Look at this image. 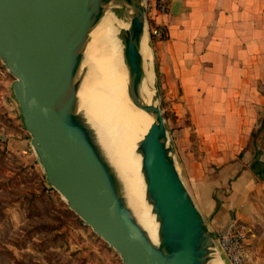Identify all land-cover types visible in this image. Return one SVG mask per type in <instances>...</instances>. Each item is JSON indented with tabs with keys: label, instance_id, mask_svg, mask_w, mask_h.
I'll list each match as a JSON object with an SVG mask.
<instances>
[{
	"label": "water",
	"instance_id": "obj_1",
	"mask_svg": "<svg viewBox=\"0 0 264 264\" xmlns=\"http://www.w3.org/2000/svg\"><path fill=\"white\" fill-rule=\"evenodd\" d=\"M146 7L147 0H0V58L47 181L125 264H212L222 248L179 170L158 71L143 51L152 40ZM107 21L121 48L127 99L150 118L137 153L156 241L129 205L81 99L89 41Z\"/></svg>",
	"mask_w": 264,
	"mask_h": 264
},
{
	"label": "rangeland",
	"instance_id": "obj_2",
	"mask_svg": "<svg viewBox=\"0 0 264 264\" xmlns=\"http://www.w3.org/2000/svg\"><path fill=\"white\" fill-rule=\"evenodd\" d=\"M156 43L152 39L150 46L158 71L162 110L179 170L200 204L197 190L208 174L221 177L224 167L233 162L246 165L248 152L264 151V141L258 140L264 123V102L259 105L257 124L247 145L237 137L232 143L228 139L203 138L202 122H194L179 83L169 81L159 68ZM0 66V264H125L47 181L15 102L13 75L1 58ZM258 86L264 94V84L259 81ZM232 126L228 125L230 129ZM226 188H222L225 193ZM244 196L246 218L240 221L250 229V264H264V180L255 176ZM206 218L210 223L211 219ZM211 229L220 246L217 229ZM220 254L225 264H231L222 249Z\"/></svg>",
	"mask_w": 264,
	"mask_h": 264
},
{
	"label": "crops",
	"instance_id": "obj_3",
	"mask_svg": "<svg viewBox=\"0 0 264 264\" xmlns=\"http://www.w3.org/2000/svg\"><path fill=\"white\" fill-rule=\"evenodd\" d=\"M156 19L167 31L155 45L159 68L179 83L194 122H202V137H237L247 145L264 102L258 86L264 84V0H169ZM247 154L246 165L233 162L198 187L199 206L216 229L246 218L244 193L255 176L264 180L254 168H264V151Z\"/></svg>",
	"mask_w": 264,
	"mask_h": 264
},
{
	"label": "bare ground",
	"instance_id": "obj_4",
	"mask_svg": "<svg viewBox=\"0 0 264 264\" xmlns=\"http://www.w3.org/2000/svg\"><path fill=\"white\" fill-rule=\"evenodd\" d=\"M143 51L146 57H152L146 42ZM86 66L81 93L86 113L122 178L129 205L156 241L158 222L147 198L141 156L137 153L138 142L148 128L150 118L127 99V74L119 41L110 22H104L93 32L87 48ZM212 264L225 262L216 254Z\"/></svg>",
	"mask_w": 264,
	"mask_h": 264
},
{
	"label": "built area",
	"instance_id": "obj_5",
	"mask_svg": "<svg viewBox=\"0 0 264 264\" xmlns=\"http://www.w3.org/2000/svg\"><path fill=\"white\" fill-rule=\"evenodd\" d=\"M147 19L151 39H164L167 36L165 27L157 22V15L165 13L169 7V0H154L147 6ZM154 22V23H153ZM249 228L239 219H233L226 229H217L221 248L229 258L231 264H250L251 252L247 246Z\"/></svg>",
	"mask_w": 264,
	"mask_h": 264
},
{
	"label": "trees",
	"instance_id": "obj_6",
	"mask_svg": "<svg viewBox=\"0 0 264 264\" xmlns=\"http://www.w3.org/2000/svg\"><path fill=\"white\" fill-rule=\"evenodd\" d=\"M154 23V22H153ZM22 117V116H21ZM25 127V126H24ZM257 172L261 174L262 177H264V168H256L254 167Z\"/></svg>",
	"mask_w": 264,
	"mask_h": 264
}]
</instances>
